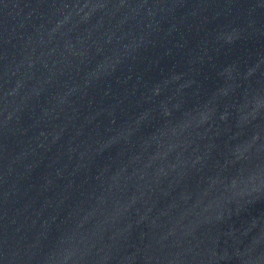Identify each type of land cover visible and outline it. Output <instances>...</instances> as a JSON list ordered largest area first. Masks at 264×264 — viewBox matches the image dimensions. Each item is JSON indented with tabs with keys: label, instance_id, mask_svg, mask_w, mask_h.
<instances>
[{
	"label": "water",
	"instance_id": "95a60500",
	"mask_svg": "<svg viewBox=\"0 0 264 264\" xmlns=\"http://www.w3.org/2000/svg\"><path fill=\"white\" fill-rule=\"evenodd\" d=\"M0 264H264V0H0Z\"/></svg>",
	"mask_w": 264,
	"mask_h": 264
}]
</instances>
